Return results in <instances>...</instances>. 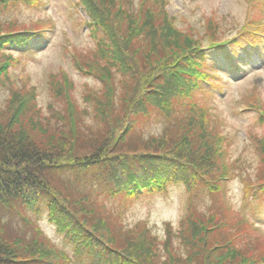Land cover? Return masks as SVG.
<instances>
[{"label": "trees", "instance_id": "obj_1", "mask_svg": "<svg viewBox=\"0 0 264 264\" xmlns=\"http://www.w3.org/2000/svg\"><path fill=\"white\" fill-rule=\"evenodd\" d=\"M244 1L243 25L202 11L203 29L183 31L167 15L165 0H146L137 16L131 0H61L71 24H84L89 39L82 48L62 47L63 58L93 85L78 87L59 66L46 76L45 107L35 86L11 79L9 71L40 51L52 24L0 21V86L8 91L0 107V264H72L74 258L86 264H264V233L239 210L227 209L219 192L222 177L236 176L244 201L250 199L244 208L264 215V135L248 128L246 149L228 164L221 161L223 142L230 140L205 103L219 87L202 69L212 58L201 49L206 36L217 40L234 27L241 39L264 47V2ZM41 2L0 0V12L36 9ZM220 58L223 68H233ZM254 93L239 98L236 112L252 113L264 128V100ZM152 115L161 116L163 126L143 137L136 126ZM173 184L186 191L183 213L175 227L165 222L161 238L145 223L125 224L106 202L165 193ZM197 194L210 204L203 208ZM42 210L72 246L71 255L38 226Z\"/></svg>", "mask_w": 264, "mask_h": 264}, {"label": "rangeland", "instance_id": "obj_2", "mask_svg": "<svg viewBox=\"0 0 264 264\" xmlns=\"http://www.w3.org/2000/svg\"><path fill=\"white\" fill-rule=\"evenodd\" d=\"M61 0H42L36 9L18 6L0 12L1 24H10L12 20L17 23L30 25L32 22L38 21L40 25H46L49 21L51 25V35L49 43L44 45L39 52L34 51L29 53L25 59H21L15 68L10 69V77L15 80L19 76V80L25 83L28 79V84H33L38 92V104L45 107L48 96L46 92V76L49 72H55L58 67H62L70 78L81 87V83L87 82L93 85L90 78L84 77L81 74L71 69L65 62L62 55V47L68 45L70 47L82 48L89 44V39L85 34V29L72 25L68 19V8L65 4L60 3ZM165 11L169 16L173 17L176 27L185 31L186 27H191L192 30H202L204 19L201 18V12L207 15L210 11L214 12L215 16H226V22L237 21L241 25L247 20L246 3L244 0H165ZM264 1V0H263ZM47 3V4H44ZM42 5V6H41ZM41 6V7H40ZM66 6V7H65ZM129 7L132 11L139 8L138 0H131ZM201 8V9H200ZM68 9V10H67ZM82 11V9H80ZM191 12V13H190ZM83 21L87 19L83 11L80 13ZM181 17L187 18V21H182ZM208 18V16H206ZM262 16L259 18L262 20ZM47 20V21H46ZM193 30V31H194ZM226 36L236 33L234 27L227 29ZM219 37V36H218ZM221 38L223 36H220ZM225 37V36H224ZM220 39V38H219ZM209 37L203 38L204 44L209 41ZM206 42V43H205ZM217 52V51H215ZM214 54V53H213ZM219 54V53H217ZM208 56V55H207ZM264 56L261 59L251 56V60L247 62V67L242 75L227 79L221 72H215L220 76L218 83L221 80V88L212 90L207 94L206 102L211 106L213 115L219 120L222 119L221 127L228 136L230 143L223 142L221 161L228 164L229 160L241 154L243 149H246V130L252 129L254 133L264 135V128L259 126L256 118L252 113L242 114L241 111L236 112L237 101L244 95L255 90L254 97L264 100ZM11 65L9 66V68ZM215 81V80H213ZM19 82V81H18ZM214 84V83H212ZM220 84V83H219ZM215 85V84H214ZM226 88V93L220 94ZM8 91L5 86H0V107L4 109ZM195 99L199 96L197 91L191 94ZM181 100L178 99L177 103ZM182 109V106H180ZM161 116L152 117L137 124L136 130L141 136L157 135L163 124ZM225 140V139H224ZM228 144V146H227ZM245 147V148H244ZM243 148V149H242ZM245 154V153H243ZM249 180L250 177L246 176ZM89 185V183H88ZM220 200L224 203L227 209L233 208V211H238L246 218L252 220L253 226L264 233V215L261 216V210L251 214L249 208H244V195H242V184L238 182L236 176L234 179L228 180L225 178L220 183ZM85 191L89 192L85 189ZM94 191H96L94 189ZM184 186L173 184L168 187L167 192L157 193L150 196L147 194L137 200L107 198L106 202L111 209L119 212L123 222L127 225H133L136 222L145 223L151 228V231L158 238L163 237L164 224L168 222L174 227L182 216L184 203ZM98 192V191H96ZM186 192V191H185ZM91 193V192H89ZM250 195L251 193L248 192ZM94 194V193H91ZM105 194L99 195L100 197ZM203 203V208L210 204L211 200L197 194L195 200ZM242 198V199H241ZM35 220L41 230L46 234L51 242L58 248L64 250L69 255L72 252V246L64 240V238L55 231L54 226L48 222L46 212H42L35 217ZM231 224V222H230ZM72 264H86L85 262H77L73 259Z\"/></svg>", "mask_w": 264, "mask_h": 264}]
</instances>
